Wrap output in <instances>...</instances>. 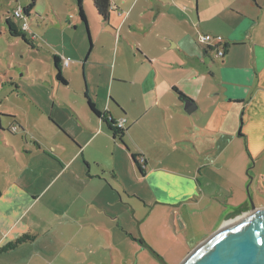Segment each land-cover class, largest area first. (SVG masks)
<instances>
[{"label":"crops","instance_id":"1","mask_svg":"<svg viewBox=\"0 0 264 264\" xmlns=\"http://www.w3.org/2000/svg\"><path fill=\"white\" fill-rule=\"evenodd\" d=\"M110 1L111 13L117 12L119 20L111 35L112 61L102 56L105 61L97 64L102 67L104 89L63 92V87L71 86L64 69L72 65L64 68L65 59L56 53L52 55V82L37 80L51 85L54 93L47 102L33 101L39 108L37 126L32 128V139L23 137V152L16 151L17 160L23 161L16 163L13 188L21 194V202L14 211L5 206L9 189L0 190V249L25 235L34 241L0 253V264H72L86 258L82 252L86 222L95 229L96 220L109 227L105 233L113 242V224L119 219L110 209L119 202V186L130 193L122 172L133 180L147 175L148 151L137 142L130 145L132 135L175 150L179 144H192L201 155L197 143L208 141L216 127L225 128L230 136L240 133L239 122L244 121L249 103L264 98V0ZM200 35L223 37L225 57L216 59L214 52L199 43ZM37 48L34 44L33 49ZM54 57L61 61L67 85L56 79ZM85 94L101 117L90 109ZM6 119L13 121L21 135L30 133L24 116ZM121 119L127 120L126 147L111 130L110 121ZM231 141L222 139L221 143ZM5 147L15 149L6 142ZM133 154L147 159L145 167L140 164L144 176H138ZM208 159L212 165L232 161L224 152ZM202 167L198 172L204 175ZM194 180L203 193L202 183ZM235 198L228 193L226 203L216 199L219 208L225 207L218 227L226 224V214L248 212L246 203L230 205Z\"/></svg>","mask_w":264,"mask_h":264},{"label":"rangeland","instance_id":"2","mask_svg":"<svg viewBox=\"0 0 264 264\" xmlns=\"http://www.w3.org/2000/svg\"><path fill=\"white\" fill-rule=\"evenodd\" d=\"M82 1L91 45L87 27L79 16L78 0H36L29 17L24 10L31 0H0V128L3 130L0 131V190L8 192L9 189L5 206L12 211L21 202V194L13 188L16 163L23 161L17 160L16 151L23 152V137L32 139V128L37 126L39 116V108L33 101L42 98L47 102L54 93L51 85L37 82L39 79L52 82V55L56 53L71 61L72 69H64L71 86L63 87V92L83 94L90 87L93 92L100 86L104 89L105 79L99 74L102 67L97 64L105 61L102 56H106L107 62L112 61L115 50L111 35L115 34L113 25L119 20L118 13H111L110 21L106 22L91 2ZM20 8L29 26L26 35L28 39L31 35L36 37L37 49L9 33L8 19L22 30V21L13 17ZM90 70L94 79L90 77ZM9 115L24 116L30 133L21 135L13 121L6 119ZM244 121L240 119L241 130L235 136L228 135L231 132L225 128L216 127L208 141L197 143L201 155L192 144H179L175 150L170 145L147 143L139 134L132 135L128 140L130 145L137 142L148 151L147 175L142 180H133L122 170L125 177L122 179L127 181L130 193L117 185L119 202L110 209L119 219L113 224V242L109 243L105 233L109 228L106 224L96 220L94 229L86 222V241L82 246L86 247L82 250L86 258L72 260V264H182L221 228L217 225L221 209L225 207L219 208L218 201H227L228 193L236 195L230 205L246 203L247 213L253 206L264 209V98L261 102L249 103ZM200 135L203 139L208 137ZM222 139L232 141L223 144ZM5 142L15 149H7ZM222 152L232 157L231 163L209 164V156ZM144 160L141 165L145 167L147 159ZM201 165L204 175L198 172ZM137 174H141L138 169ZM197 178L203 193L197 188L194 180ZM75 247L72 244V249Z\"/></svg>","mask_w":264,"mask_h":264},{"label":"water","instance_id":"3","mask_svg":"<svg viewBox=\"0 0 264 264\" xmlns=\"http://www.w3.org/2000/svg\"><path fill=\"white\" fill-rule=\"evenodd\" d=\"M182 264H264V209L230 213Z\"/></svg>","mask_w":264,"mask_h":264},{"label":"trees","instance_id":"4","mask_svg":"<svg viewBox=\"0 0 264 264\" xmlns=\"http://www.w3.org/2000/svg\"><path fill=\"white\" fill-rule=\"evenodd\" d=\"M94 6L95 11L98 13V15L104 20V21H109L110 18V14L112 11V5H111V1L110 0H90ZM35 3L36 0H31V4L29 5V7L27 9L24 10V13L26 14V16H30L31 10L35 7ZM78 8H79V16L81 18V21L86 25L87 27V33L89 36V42L91 45V40H90V33H89V28H88V21H87V17L83 8V1L82 0H78ZM26 16H24V19L26 20ZM7 25L9 28V33L12 37L14 38H22L26 43H28L29 45H32V48H34V44H33V40H35V36L31 35L30 38L28 39V36L26 35L28 32H23L13 21H11L10 19L7 20ZM92 48V46H91ZM54 66H55V70H56V79L57 81H59L60 83L67 85V81L63 78L62 75V67H61V61L58 57H54ZM87 100H88V104L90 109L93 111V113H95L98 117H101V113H99L94 104L91 102V100L89 99L88 95L85 94ZM110 123L112 125H114V121H110ZM111 130L114 132V138L118 139L120 143H122L125 147V143L123 141V137H124V132L117 130L116 128H114V126H111ZM242 136V135H241ZM133 163L135 164V166L138 168L139 172L141 173L142 176L145 175V171L142 168V166L140 165V163L138 162V158L139 156L133 154L131 156ZM34 241V237L29 236V235H25L21 238H19L17 241H15L14 243H11L5 247H3L2 249H0V253H7L10 252L16 248H18L19 246L29 243V242H33ZM142 242V241H141ZM144 244V243H143Z\"/></svg>","mask_w":264,"mask_h":264},{"label":"built area","instance_id":"5","mask_svg":"<svg viewBox=\"0 0 264 264\" xmlns=\"http://www.w3.org/2000/svg\"><path fill=\"white\" fill-rule=\"evenodd\" d=\"M13 17L15 19L21 20L22 21V31L23 32H28L29 31V26L25 22L26 20L24 19V13L23 9L20 8L16 10L13 14ZM199 43L205 47H208L212 52L215 53L216 59H223L225 57V40L221 36H212V35H200L199 36ZM71 61L65 59L62 63L64 68H67L70 66ZM127 120L126 119H121L118 122L114 121V128H116L119 131H124L125 126H126ZM138 162L141 164L142 162H145L144 158L140 156L138 158Z\"/></svg>","mask_w":264,"mask_h":264}]
</instances>
